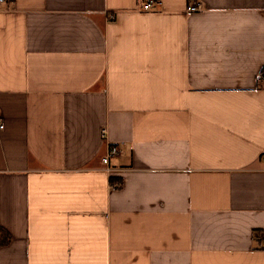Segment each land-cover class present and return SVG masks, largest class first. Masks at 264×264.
<instances>
[{
	"label": "crops",
	"instance_id": "1",
	"mask_svg": "<svg viewBox=\"0 0 264 264\" xmlns=\"http://www.w3.org/2000/svg\"><path fill=\"white\" fill-rule=\"evenodd\" d=\"M144 2L0 0V264H264V0Z\"/></svg>",
	"mask_w": 264,
	"mask_h": 264
},
{
	"label": "built area",
	"instance_id": "2",
	"mask_svg": "<svg viewBox=\"0 0 264 264\" xmlns=\"http://www.w3.org/2000/svg\"><path fill=\"white\" fill-rule=\"evenodd\" d=\"M158 3V0H145L144 4L141 6V10L142 11H152L155 7V5ZM202 10V5L200 3L198 4H191L189 5L188 9H187V13L188 14H192V13H195V12H199ZM261 78L264 79V74H261ZM4 125L3 124H0V128H3ZM106 135H107V131L106 129L104 128L102 130V136L103 138L106 139ZM120 149L117 145H110L109 148H108V152L106 154V156L103 158V162L104 164L106 165V169L105 171H107L109 174L113 173L115 170L112 169L110 167V163H111V159L112 158H115L117 157L119 154H120ZM114 187H116L117 185L114 184L113 185ZM262 243H263V246H264V233L262 235Z\"/></svg>",
	"mask_w": 264,
	"mask_h": 264
},
{
	"label": "trees",
	"instance_id": "3",
	"mask_svg": "<svg viewBox=\"0 0 264 264\" xmlns=\"http://www.w3.org/2000/svg\"><path fill=\"white\" fill-rule=\"evenodd\" d=\"M111 183L115 184V179H111ZM12 241V235L2 226H0V248L7 247Z\"/></svg>",
	"mask_w": 264,
	"mask_h": 264
}]
</instances>
